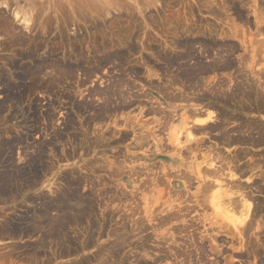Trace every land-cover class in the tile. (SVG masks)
<instances>
[{"label":"rangeland","instance_id":"obj_1","mask_svg":"<svg viewBox=\"0 0 264 264\" xmlns=\"http://www.w3.org/2000/svg\"><path fill=\"white\" fill-rule=\"evenodd\" d=\"M35 1H37L39 6L36 5L37 3ZM136 1L135 0H0V21H1L0 22V29H1L0 30V70L2 69L1 70L2 73L3 72L5 73L4 75L5 81L7 80L12 85H17V86L26 85V87H29V86L32 87V89L30 87L31 89L30 93H27V95L25 96L26 97L24 98L25 101L22 102L23 100L19 101V99H16V97L14 96V93L16 91H13L12 93L11 92L8 93L5 91V89H3L4 88L3 85L0 84V112H2L0 113V142H1L0 145L2 147V143H8L9 146L7 147L5 146L6 148L5 150H7L8 147L9 148L11 147V149H8L6 153L4 152L5 155L3 156V158L0 159V173L2 174L6 172H11V171L12 172H23V171L31 172L32 168H34L33 166H35L34 161L36 160V157L38 154L37 149L38 147H40V145L42 146L44 153H45L44 154L45 159H44L43 166L46 169L44 172H42L43 177H42L41 183L37 187H32L30 189H27V188L22 187L23 185L20 186V188H18L19 191H17V195L14 196L13 200L11 199L6 200L2 198L0 195V225H1L0 229H2L3 226L5 227L6 226L5 224H7L8 222L16 221L17 224L20 222L24 224L27 223L25 219H28L30 216L33 217L34 215L33 211H35L36 209L41 210L44 208L42 206L43 205L42 203L44 201L42 197L53 196L54 195L53 193L57 189L63 187L64 183L62 180L64 176H67L71 179V181L78 183L79 188L81 189L79 190V192H81L80 194L82 196L88 197L85 199L87 200L88 204H90V208L93 205H94L93 207H95V208L92 207L91 209L89 208V217L87 216L88 218L92 217L91 219L93 220L86 218L85 224H80V225L72 224L70 226L71 231L69 230L70 236L72 238L74 237L73 239L76 241L78 245L79 243L86 244V242L88 243V240L90 241L92 240L91 243L94 242V244L92 243L90 245L91 247L88 246L84 250H80L81 252L80 251L72 252V254L66 257L60 256L61 254L59 252H55V251L52 252V250H50L51 252L48 251L49 253H47L46 257L41 258L42 260L40 261H42V263L38 262V264H44V263L45 264H81V262H84L86 260H88V263L91 262L89 264H92V262L93 264H98V263L107 264V262L108 264H111V263L112 264H137L136 262H138V264H147V263L149 264H156V263L157 264H175L174 259L176 256L174 252L181 249V247L183 248V245H184L182 242V237L184 234L179 233V231L176 229L177 226L178 228L180 226L184 227V225H187L188 223H190V220H191V223L193 221V224H195L194 226L195 229L192 228V231H193L192 233L193 235H196L197 239L199 240L201 236L209 237V235L214 234L213 231H205L204 230L205 227L201 223L203 222V220H205L204 216H206L209 219H213L212 218L214 217V215L212 216L213 211H211V209L208 211L207 209L206 211L205 210L203 211L201 207L199 208L197 206L196 207L194 206L195 209H193L194 211L191 212L190 214V216L192 217L189 216L192 219H188L189 220L188 222L186 219L185 220L180 219L169 225H166L165 227L157 225L159 223V218H163V216L167 214L168 210H167V207L164 206V204L168 203L171 197H172L171 200H174V203H173L174 206L176 205L175 206L176 210L178 207L184 206L183 203L186 204L185 202L187 201L188 198L190 200L187 201V205L196 204L195 203L196 199L194 198H196L195 196L197 195H194L193 192L195 191V188L197 187V185H195V188H193L192 191L186 192L184 194L182 193L181 197L183 199L180 197L179 198L180 202L177 201V198L174 195L178 194L177 192L183 189L181 187H175V189H173L171 186L170 187L167 186V185H171L174 182L178 185L183 184L182 180H178L179 178L177 179L174 176L172 177L173 179L170 180L172 173H176V172H169L168 170L165 169V167H169L168 165L170 163H174V162L170 161L169 164L167 163L168 161L165 155L166 152L164 151L172 152L174 150L172 152L173 154L172 158L176 157L177 155L175 152L176 149H173L172 147L174 146L172 140L174 138L175 142L177 143L176 141L177 136L172 135L173 131L175 130V129L173 130L171 129L173 125L172 121L171 123L167 124L163 115L161 116L159 113L157 112L155 113L151 111L154 107L161 104L160 100H162L161 99L162 97L160 96L161 94L160 91L156 89L157 86L163 85V87L165 88L171 85L172 89L177 90V87H180V86L175 85V82L176 80L180 81L177 83L182 82V80H178V78L180 79L179 75L181 76L182 72L185 70V66H183L181 63L180 67H178L180 64L179 63L175 66L170 67L171 69L167 68L166 65H163L164 62L160 59V57H157L158 55L155 54L156 50H151V47H149L151 44L149 40L151 38L155 39V43H160L162 47H164L165 44L172 45L170 42L171 40H173V37H174L173 35L175 34V30H172V28L174 29V25H172L174 23H172V21L178 20L177 18L181 19L184 25L189 26V27L191 26V28H195L194 26L196 25L198 26L201 25L204 27L208 23L210 24L215 23L214 25H217L216 26L217 29L222 28L221 30H224L225 28V32H228V31L230 32V29L232 28V30L236 31L235 35L237 37L235 36L230 39L227 38L225 40L224 38L218 37L219 41L222 43H224L225 41L226 42L228 41L230 44L233 42L236 44L237 42L236 45L238 47L237 49L239 50L235 48L236 52L234 49V51L232 52V57H231V60L233 61L234 66L236 65L237 66L236 67L233 66L232 71L236 72V75L241 74V76L242 75H244V77L246 76V78H248L251 81L253 79L255 81L261 79L259 80L258 83L253 80V82L256 83L255 86H259L260 82H263L261 77L262 75H264V45L262 44L264 41V22H263L264 21V3H263L264 0H244V1L226 0V2L225 0H138L139 4L136 3ZM240 1H242L243 3ZM31 2H32V5H31ZM226 3H230L231 7H233V4L235 6L236 5L239 6V7L236 6V8L239 9V11L240 9H242V12H241L242 17L238 14L236 16V13H234L235 10L231 8L228 12L225 11L227 12V15H229L227 16V19L225 17H220V19H216L211 13H209L210 11L205 7V6L219 7V6H224ZM74 7H76V9H78L80 12H77L76 14V12H74ZM143 8H146L147 10ZM81 9L83 11V14L81 13ZM259 9H260V12H259ZM27 10H28V13H27ZM31 10L33 11L31 12ZM36 10H38V12ZM15 13L16 15L18 13V16H16ZM64 13L66 15H64ZM23 14L28 16V18H26ZM78 14L79 15L81 14L83 16L79 17ZM12 16L14 17L16 21L12 18ZM64 16L68 18L66 19ZM70 16H71L70 18L71 21L69 19ZM11 18L14 21H12ZM22 18H25L24 19L25 21L26 19H29L27 22H29L28 24L30 25V27L27 24V22L23 21ZM133 18L135 19V21ZM239 18L241 19L243 18V19L241 20ZM36 19L37 21H35ZM2 20L4 21V23H2L3 22ZM6 20L8 21V23ZM154 21L156 23H153ZM98 22L108 27L107 31L109 34H107V39L109 36L110 37L113 36L114 38H116V35L118 34V31L116 29H118L119 26L127 28V30L128 29L132 30L135 26L138 25L137 29L139 31L136 29L137 40L135 42L136 46L138 47V51L136 53L128 54L129 58H125V62L123 61L124 62L123 66L120 67L121 69H119V66H117L118 62L117 63L115 62L116 64L109 63L103 66L104 68L101 67V69L96 70V72L94 73L92 72L93 75L91 74L92 76L90 75V77L85 76L86 73H83L82 71L81 72L77 71L73 75V78H72L73 80L67 81L66 83L64 82L65 85L60 84L59 86L58 85L56 86V84H53V78L54 79L56 78L55 76L56 73L53 72L54 70L53 68H51L53 65V67L56 69V67L54 66L55 64H52L54 61H58V59H60L59 61H61L63 59L62 61H65V62L67 61V63H72L75 65H78L82 61L80 64H83L84 66H86L87 64L88 66V62L89 61L91 62V60L93 61L94 57H100L101 55L103 56V55L108 54L106 53V50H105V53H98V54L94 51L95 50L94 42L96 39L94 40L93 35L96 32L95 27L97 26L96 24ZM52 23L54 25L50 26L52 25ZM2 24L7 25V26H4ZM169 24L172 25L173 27L171 28ZM160 27L166 30L165 32L166 34H164L161 31ZM47 29H51L52 31L47 30ZM205 29H209V28L204 27V30ZM8 30H11V31L9 32ZM60 30H61V33H60ZM7 31L9 32V34H7L8 33ZM12 32L15 34L13 35ZM46 33H49L50 35L49 34L47 35ZM19 35L21 38L19 37ZM62 36L65 38H63ZM16 37L19 39L17 40ZM13 38L14 40H12ZM152 39L151 41L154 42ZM33 40L34 41L36 40V41L34 42ZM13 42H15L14 43L15 46L12 45ZM71 42H72L73 48L71 47ZM31 43L32 45H30ZM37 44H39V46ZM34 45H37V48L35 50L36 52L33 51ZM29 46H33V47L30 48ZM6 47L8 48L6 49ZM197 47L198 46H196L195 51H197L198 49ZM11 48H13V50ZM38 48H40L41 50ZM123 48L125 49L127 47H123ZM161 48L159 47L158 50H160ZM166 49H167V52L171 50L167 46L165 47V50ZM109 50L110 49L108 48L107 52ZM175 51H176V54L179 55L181 53H178V52H182V49H177ZM28 53L29 54L32 53V55H34L33 56L34 58L33 59L29 58L30 56ZM199 53L200 55H202V58L205 62H209L210 60H212L210 57H208V54L205 51L199 50ZM213 53L214 55H216L217 52L214 51ZM242 54L243 56L241 58ZM42 57L45 58L46 60L43 59ZM78 58L82 60H79ZM233 58L235 59V61L233 60ZM35 59L36 60L38 59L37 61L39 62L43 60L44 62L42 63L43 64L45 63L44 65H42L44 66L43 67L44 71L42 70L40 75H44V76L46 75L45 76L46 79H42L43 83L39 81L42 83V84H39V86L45 85V84H48L49 86L45 85L46 87L42 86L43 88L41 86L40 88H35L34 86L35 84H32L31 80L18 78V75L20 74V72L22 73V70L18 69V71H16L14 69H11L10 67L12 62L17 63L19 66L21 64H23L21 66H24V65L33 66ZM83 60H85V63ZM46 61H49V63H46ZM163 68L164 70L165 68L166 70L168 69L169 70L166 72L163 70ZM234 68H237V69H234ZM135 70L138 71L139 74ZM93 71H95V69ZM133 71L136 72L137 76L135 75ZM43 72L44 74H42ZM129 73L131 76L129 75ZM132 74L134 77L132 76ZM206 74L207 75L199 74L193 80L195 83L196 82L198 83V81L200 80L199 84H202L200 86L203 89L201 90L202 91L201 94L205 90L206 92H204L203 94L211 96L212 93H211L210 88H211V85L213 86L215 83L214 84L206 83L205 80L212 77L211 74L209 73H206ZM53 75L55 77H53ZM213 75L219 76L218 73L213 74ZM223 75H225V73H222L221 77H223ZM233 75L235 74L233 73ZM13 76H16V77H13ZM49 77L52 80H50ZM119 77H123V78L125 77V78L123 79L124 86L123 84H121L122 86L120 87L122 88L118 87L119 90L122 92V93L120 92L118 97L112 96L113 98L111 97L112 98L111 100V98L108 99V97L106 98L104 97V95L100 94L102 92H105V90L106 92L110 91L111 89L109 90V87L111 88V86H113L112 89H115L117 83L115 84L114 82H116ZM125 80L127 81L125 82ZM73 81L76 83H74ZM188 82H191V81H188ZM70 83H72L73 87L70 86ZM125 84L128 86H126ZM128 87H131V88H128ZM35 89H38V90L41 89V90L39 91L36 90L37 91L36 92ZM4 91L6 93H4ZM129 91L132 93H130ZM125 92L127 93L126 96H125ZM121 94L122 95L124 94L123 97H125L126 99L123 97L121 98ZM8 95L10 96L8 97ZM133 95H136V96H133ZM186 95L188 97H191L193 100L189 104L184 103L186 105L185 106L186 108L182 109L181 111L176 112L178 116L182 115V117H186L185 115H187V117H189L190 113L188 114L187 112L186 114L185 113L186 111L188 110L192 111L197 108L202 109L203 106H205L206 104V101L200 100L201 97L198 98L200 95L190 94V92H188V94ZM105 98L108 100H106ZM120 99L122 100L120 101ZM123 99L125 101L123 103L124 105L121 104V106H119L120 103L123 102ZM110 100L113 102L110 103ZM211 101L216 102L215 99H211ZM54 104H56L57 106ZM218 105L220 106V104ZM2 106L3 108H1ZM118 106L121 108H119ZM183 106L184 105H181V107L180 106L179 107L182 108ZM105 107H108V108H105ZM109 107H111V109ZM114 107L119 108V109H116ZM166 107L167 109H169L168 106ZM104 108L105 110L102 113L101 109H104ZM112 108H114L115 110L114 109L112 110ZM106 109L107 110L109 109L108 113ZM227 112L229 115H233L236 117L245 116V114L237 111V109L236 110L229 109L227 110ZM97 114H101V116L99 115L97 116ZM187 117H186L187 120L185 119V123H192L193 119L192 118H191L192 120L190 119L191 116L189 117V119ZM34 118H37V119H34ZM175 118H178V117L175 116ZM254 119H257V118H254ZM178 121L179 120H177V122ZM262 121L264 122V116H262ZM141 122L143 124L147 123L146 124L147 126L145 125L147 128L143 126ZM185 125L188 126L187 124ZM184 130H180V131L184 132ZM149 131L153 134V135L151 134L152 135L151 137L149 136L150 135ZM146 133L149 134V135L147 134V137L149 136L150 138L146 137L145 135ZM144 136L147 138V140H144L146 139L144 138L142 140V142L145 141L144 143H142L144 145L139 147V145H137V143H139L137 140H139V137H144ZM23 137H25V139ZM1 138H4V139H1ZM178 138L183 139V141H185L184 134L180 135ZM18 139L20 140V143L22 141L21 144L18 142L19 141ZM139 141L141 142V140ZM163 144H165V146L167 145V147H165ZM159 145L161 146V149H159L160 148ZM261 148L264 149L263 147ZM260 152H261L260 150L256 152L254 151L253 157L249 156L250 158L246 159V164L249 163L250 161H251L250 163H253L252 159L257 157L256 156L257 154H261ZM198 154L199 153L195 155L197 157L195 156L193 157L196 164L203 162V159L201 156L202 154L201 155L200 154L198 155ZM256 159H259V158H256ZM261 165L259 166V169L256 168V171L252 172L253 175L252 173L248 175V177L252 175L250 179L248 177L243 179L242 177V180H241L243 182L246 181L245 183L246 185H248L245 192L246 194L249 193V197H248L249 200L251 198L254 199V200L251 199L252 203L254 202L257 203V201L262 202V200L264 201V194L262 195V193L256 192V188H255L256 181L259 182L260 180V177H259L260 174L262 175V173H264L262 172L264 170V163H262ZM204 167H206V164L205 166H203V168ZM116 169L121 170V172L119 170L120 174L116 171ZM122 170L124 173L122 172ZM227 171L225 170V172L229 174V171L228 172ZM137 172L138 174L140 172V175H138ZM168 172L171 173V175ZM225 172L224 174H226ZM166 174L168 176L170 175L169 178L168 176L166 177ZM76 176L77 177L80 176V177L76 179ZM152 178L154 179L159 178V180L161 178L162 183L158 181L157 183L153 184L151 182ZM168 179L170 181H168ZM166 181L169 183L167 184ZM249 182L250 184H253V185H249L248 184ZM135 185H138L139 187L136 188ZM145 185L149 186L147 191L145 190L146 189ZM249 186H250V189L253 191L249 189ZM65 188L66 187L64 186L62 189H65ZM142 190H145V191L141 194ZM102 191H106V192H102ZM234 191H239V190L236 189ZM89 192H91L92 195ZM123 192L125 193V195H123L124 194ZM87 194H90V195H87ZM121 195L124 196V198H122ZM126 196L127 198H125ZM236 197H238V195H236ZM145 198L147 199V201L145 200ZM88 199L89 201L91 200L90 202L94 204H91L88 201ZM45 200L48 201L46 198ZM190 201L191 203H188ZM147 202H149V207L146 204ZM178 204L180 206H178ZM148 210L151 213L150 217L149 215H147ZM52 213L54 215L56 214V212H53V211ZM130 216H131V219H130ZM257 216L255 217V219L257 220L256 223L254 224L255 227L253 228V230H251L248 233L249 234L248 238L255 245L258 243L255 247L256 251L255 252L253 251L254 253H252V255L254 254L253 256L252 255L248 256L247 254L249 253H247L246 256L239 258L236 255L240 254L239 252L240 245L238 244V242H236V239H233L231 236H226L224 234L217 235V238L219 239L218 240L219 248L222 246L224 249L223 256L221 259L222 264L226 263V261L228 262V260L233 257V256L231 257V255L233 254L235 255L234 258L232 259L233 264H264V261H263L264 260V254H263L264 249L263 251H261L262 242L261 241L257 242L258 236L261 237L260 235H262V228H259L260 231L259 229H256L258 227L257 224L259 222H260L259 223L260 225L262 223L264 224L263 222L264 211L263 212L261 211ZM140 218L142 219L144 218L143 220H145V222L144 221L140 222V220H142ZM90 220L92 221L91 224H90ZM103 221H106V222H103ZM135 221H136V224H135ZM138 221L140 222V225L137 224ZM103 224H104V227L106 226L105 229H103L104 228ZM145 224L146 226H144ZM93 225L94 226L98 225V227L97 226L95 227L97 229L91 228V227H94ZM19 226L24 228L25 225L23 226V224H21ZM144 227L146 229H144ZM90 231L92 232L90 233ZM171 234H173L172 237L170 236ZM36 236H33V238L24 236L22 238L15 239L9 236L5 237L3 235H0V238H1L0 239V250H1L0 251V264H14V262L15 264H33V263H26V262H20V261L17 262L15 259H14L15 261L12 260L13 263L11 262V260H9L8 262L6 258H4L3 256L6 255L8 251L10 252L12 250L10 249V248H13L12 245L17 244L18 246V245H22L25 243L29 244L32 241H36L39 238L38 236L37 237ZM143 238L144 239L146 238L145 241L142 240ZM260 239H262V237ZM207 240L208 239L205 238L203 241H201V243L205 244L208 248L207 250L210 251L209 246L211 245V243L209 241L207 242ZM123 242H125V244ZM215 243L213 242V244ZM253 243L252 245H254ZM118 244L119 245L123 244V245L119 246ZM111 245L112 246L118 245L119 247L124 248V249H121L118 247L119 249H121V253L119 249L117 250V248H115L114 249L115 252L112 253V251H110L111 248H108V247H112ZM258 246L260 248H257ZM232 247H235L236 250ZM53 250H55V248H53ZM257 250L258 252L261 251L260 254L257 252ZM108 251L109 253H107ZM243 252L244 250L241 252V254L245 253ZM170 253L172 254V257L174 256V258L171 257ZM208 253L210 254L209 260L216 259L213 252L212 253L208 252ZM111 254H114V255L112 256ZM164 254L169 255V256L166 255L168 260L166 258H163ZM255 254H258V255H255ZM227 256H230V258ZM107 257L109 258L108 260H111V261H107L106 259ZM168 257L171 258L170 261L172 262L169 261ZM216 257L219 258L220 255ZM90 258H92V260ZM135 258H137V260H135ZM105 259L107 262L105 261ZM140 259L142 263H139ZM181 259L182 258L179 259L178 264L180 263Z\"/></svg>","mask_w":264,"mask_h":264},{"label":"bare ground","instance_id":"obj_2","mask_svg":"<svg viewBox=\"0 0 264 264\" xmlns=\"http://www.w3.org/2000/svg\"><path fill=\"white\" fill-rule=\"evenodd\" d=\"M136 1V0H135ZM229 1V0H228ZM244 1V0H242ZM240 1V2H242ZM37 3V1H35ZM139 1L137 0L136 3H138ZM226 2V0H225ZM239 2V1H238ZM16 3V1H15ZM42 3V2H41ZM71 3V2H70ZM212 3V2H211ZM210 3V4H211ZM232 3V2H230ZM230 3H226L224 6H215V7H211V6H205L209 11V13H211L216 19H220V17H225L227 19V12L232 8L234 9V13L240 15L242 17V9H237L236 6L233 4V7H231ZM234 3V2H233ZM243 3V2H242ZM264 3V2H263ZM118 4V3H117ZM139 4V3H138ZM142 4V3H141ZM236 4V3H235ZM239 4V3H238ZM32 5V2H31ZM38 5V3L36 4ZM77 5V4H76ZM119 5V4H118ZM206 5V4H205ZM243 5V4H242ZM3 6V5H2ZM30 6V5H29ZM39 6V5H38ZM37 6V7H38ZM78 6V5H77ZM90 6V5H89ZM98 6V5H97ZM174 6V5H173ZM241 6V5H240ZM43 7V6H42ZM112 7V6H111ZM143 7V5H142ZM202 7V6H201ZM239 7V6H237ZM263 7V6H262ZM46 8V7H45ZM72 8V7H71ZM243 8V7H241ZM76 7H74V12H80L78 9H76ZM80 9V8H79ZM141 9V8H140ZM146 9V8H143ZM18 10V9H17ZM78 10V11H77ZM129 10V9H128ZM147 10V9H146ZM20 11V10H19ZM26 11V10H25ZM24 11V12H25ZM33 10H31L32 12ZM38 12V10H36ZM45 11V9H44ZM65 11V10H63ZM133 11V10H132ZM178 11V10H177ZM193 11V10H192ZM227 11V12H225ZM67 12V11H66ZM65 12V13H66ZM144 12V11H143ZM232 12V11H231ZM260 12V9H259ZM19 13V12H18ZM18 13L16 16H18ZM28 13V10H27ZM34 13V12H33ZM63 13V12H62ZM64 13V15H66ZM81 13L83 14V11L81 9ZM233 13V12H232ZM14 14V13H13ZM12 14V15H13ZM26 14V13H25ZM31 14V13H30ZM38 14V13H37ZM75 14V15H76ZM123 14V13H122ZM155 14V13H154ZM261 14V13H260ZM24 15V14H23ZM22 15V16H23ZM40 15V14H39ZM38 15V16H39ZM43 15V14H41ZM62 15V14H61ZM88 15V14H87ZM151 15V14H150ZM235 15V14H234ZM21 16V15H20ZM26 18H28V16L24 15ZM35 16V15H34ZM68 16V15H67ZM78 16H83V15H79ZM89 16V15H88ZM95 16V15H94ZM104 16V15H103ZM135 16V15H134ZM133 16V17H134ZM212 16V17H213ZM41 17V16H40ZM65 17V16H64ZM74 17V16H73ZM85 17V16H84ZM180 17V16H178ZM10 18V17H9ZM12 18L14 19V17L12 16ZM11 18V20H12ZM19 18V17H18ZM42 18V17H41ZM66 18V17H65ZM68 18V17H67ZM66 18V19H67ZM71 18V16L69 17V19ZM75 18V17H74ZM82 18V17H81ZM80 18V19H81ZM177 18V17H176ZM23 21H25V18H22ZM35 19V17H34ZM64 19V18H63ZM96 19V18H95ZM134 19V18H133ZM178 20L172 21V25H174V29L172 28L173 26L169 24V26H171L172 30H175V34L173 35V40H171V44L172 45H164V47H162V45L160 43H155V39H152L154 42L151 41V39L149 40L151 42L150 46L151 50H156L155 54H157V57H160V59L164 62L163 65H166L167 68H170L172 66H175L177 64H179L178 67H180L181 63L183 66H185V70L182 72L181 76L179 75L180 79L178 78V80H182V82L184 83H177L180 81L175 82V85H179L180 87H177L176 89H172V86L170 85L169 87H163V85H156L157 86V90L160 91V96L162 97L160 100L161 104H159L158 106L154 107V111L152 109L151 112H157L159 113L161 116L163 115L164 119L166 120L167 124L171 123L172 124L175 123L177 120H182L183 124L181 125V123H179L177 126H174L175 130L173 131L172 135L177 136V143L175 142L174 138H173V145L172 146L173 149H176V158H182V153H186L185 156L189 157V156H194V154L197 152L202 156L203 162L196 164L193 166H191V164L187 165V167L185 169H180V167H184L185 165V161L184 159H181L182 161H178L179 159H175L174 158H169V154H172V152H166V158L170 159V161H173L174 163H170L168 167H165L166 170H168L169 172H172V170H177L178 171H174L176 173H172V176L170 178V180H172L173 176L175 178H179L178 180H182L183 184L182 185H178L175 182L172 183L171 185H167V186H171L173 189H175V187H181L183 190L177 192L178 194H175L174 196H176L177 201L180 202V197L181 194L186 193V192H190L192 191L193 188H195V185H197V187L195 188V191L193 192L196 199L194 205H187V201L190 200L189 198L187 199V201L185 202L186 204L183 203L184 206L178 207L177 210L175 209L174 206V200H171L172 197L170 198V201L168 203H165L164 206L167 207V214L165 216H163V218H159V223L157 225L159 226H166L169 225L175 221H178L180 219H186L187 222L189 221L188 219H192L190 217L191 212H193L195 209V207H201L203 209V211L207 209L212 212V216L214 215V217H212L213 219H209L206 216H204L203 222H201L204 227H205V231H213L214 234L209 235V237L206 236H201L200 240L197 239L196 235H193V231L192 228L195 229V224H193V221L191 223H188L187 225H184V227L180 226L178 228L177 226V230L179 231V233L184 234L182 237V242H183V248L181 247V249L177 250L175 253V264L179 262V259H181L180 263L181 264H222L221 263V259L223 256V247L221 246L219 248V243H218V238L217 235L220 234H224L226 236H231L233 239H236V242H238V244L240 245V249L239 252L240 254L236 255L239 258L246 256L247 254L248 256H251L252 253H254L256 250V245L258 244H254L249 238V232L251 230H253V228L255 227L254 224L256 223V219L255 217L262 211H264V201L262 200V202L257 201V203H252L253 198H251L249 200V193L246 194L245 190L247 189L246 185V181L243 182V179L248 177V175H250L252 172L256 171V168L259 169V166L264 163V149H262L261 147L264 148V122L262 121V116H264V75H262V81L260 82L259 86H255V82H259V80L254 81L253 80H249L248 78H246V76L244 77V75L241 76V74L236 75V72H233V61L231 60L232 57V52L234 51V49L238 48L237 47V42L236 44L234 43H229L228 41L222 43L219 41L218 37L227 39V38H232L235 37V33L236 31L232 30V28L230 29V32H225V28L224 30L221 29H217L216 26L214 25L215 23H208L207 25H205V28H209V29H205L204 27L201 25H196L194 26L195 28H191V26H186L184 25V23L181 21V19L177 18ZM224 19V18H223ZM222 19V20H223ZM225 19V20H226ZM241 19V18H239ZM243 19V18H242ZM241 19V20H242ZM15 20V19H14ZM12 20V21H14ZM29 19H26L25 22H27ZM86 20V19H85ZM150 20V19H149ZM3 21V20H2ZM7 21V20H6ZM16 21V20H15ZM18 21V20H17ZM37 21V19L35 20ZM69 21V20H68ZM71 21V19H70ZM87 21V20H86ZM98 21V20H97ZM135 21V19H134ZM161 21V20H160ZM204 21V20H203ZM1 22V21H0ZM59 22V21H58ZM65 22V21H64ZM85 22V21H84ZM96 22V21H95ZM133 22V21H132ZM225 22V21H224ZM264 22V21H263ZM4 23V21L2 22ZM8 23V21H7ZM6 23V24H7ZM24 23V22H23ZM29 22H27L28 24ZM66 23V22H65ZM153 23H156L155 21ZM158 23V22H157ZM11 24V23H10ZM22 24V23H21ZM25 24V23H24ZM35 24V23H34ZM115 24V23H113ZM138 24V23H137ZM136 24V25H137ZM4 25V24H2ZM1 25V26H2ZM16 25V24H15ZM29 25V24H28ZM48 25V23H47ZM46 25V26H47ZM54 24L52 23L53 26ZM97 26L95 27L96 32L94 33V40H95V44H94V48H95V52L98 53H105L106 50V55H101L100 57H94L93 61L91 60V62H88V66L86 64V66H84L83 64H72V63H67V61H59L60 59H58V61H54L52 64H55L54 66L56 67V69L53 67V72L56 73V78H53V84H56V86L60 85V84H64V82L66 83L67 81H72L73 79V75L75 72L79 71V72H83L86 73L85 76L90 77V75L92 74V72H96V70L101 69V67L109 64V63H117V66H119V69H121L120 67L123 66V63L125 62V58H129L128 54L130 53H136L138 51V47L136 46L135 42L137 40V34H136V29L137 26H135L132 30L124 27H118V29H116L118 31V34L116 35V38L112 37H108L107 39V26L103 25L101 23H97ZM7 26V25H4ZM9 26V25H8ZM11 26V25H10ZM22 26V25H21ZM61 26V25H60ZM117 26V25H116ZM132 26V25H131ZM30 27V25H29ZM48 27V26H47ZM15 28V27H14ZM17 28V27H16ZM49 28V27H48ZM54 28V27H52ZM59 28V27H58ZM61 28V27H60ZM70 28V27H69ZM111 28V26H110ZM154 28V27H153ZM161 28V27H160ZM9 29V28H8ZM28 29V28H27ZM169 29V28H168ZM1 30V29H0ZM15 30V29H14ZM47 30H51V29H47ZM94 30V29H93ZM138 30V29H137ZM159 30V28H158ZM170 30V29H169ZM6 31V30H5ZM9 32L11 30H8ZM7 31V32H8ZM16 31V30H15ZM22 31V30H21ZM27 31V30H26ZM52 31V30H51ZM139 31V30H138ZM137 31V33H138ZM161 31L166 34V30L164 28H161ZM9 32L7 34H9ZM14 32V31H13ZM12 32V33H13ZM33 32V31H32ZM19 33V32H18ZM17 33V34H18ZM27 33V32H26ZM61 33V30H60ZM15 33H13L14 35ZM28 34V33H27ZM47 35L49 33H46ZM71 34V33H70ZM113 34V33H112ZM11 35V34H10ZM30 35V34H29ZM46 35V36H47ZM50 35V34H49ZM52 35V34H51ZM62 35V34H61ZM65 35V34H64ZM63 35V36H64ZM147 35V33H146ZM149 35V34H148ZM168 35V34H167ZM238 35V34H237ZM31 36V35H30ZM62 36V37H63ZM163 36V35H162ZM9 37V36H8ZM20 37V35H19ZM36 37V35H35ZM40 37V36H39ZM61 37V38H62ZM139 37V36H138ZM217 37V38H216ZM237 37V36H236ZM17 38V37H16ZM21 38V37H20ZM25 38V37H24ZM23 38V39H24ZM65 38V37H63ZM171 38V37H170ZM19 38H17L18 40ZM116 39V40H115ZM148 39V38H147ZM228 39V40H229ZM14 40V38L12 39ZM32 40V39H31ZM62 40V39H61ZM34 41V40H33ZM36 41V40H35ZM34 41V42H35ZM63 41V40H62ZM170 41V40H169ZM230 41V40H229ZM16 42V41H15ZM12 45H14V43ZM20 42V41H18ZM80 42V41H79ZM232 42V41H231ZM12 43V42H11ZM67 43V42H66ZM65 43V44H66ZM18 44V43H16ZM23 44V43H22ZM20 44V45H22ZM35 44V43H34ZM264 45V41L262 43ZM6 45V44H4ZM11 45V46H12ZM25 45V44H24ZM28 45V44H26ZM32 45V43L30 44ZM39 46V44H37ZM37 45H34V52H36V48ZM63 45V44H62ZM79 45V44H78ZM148 45V44H147ZM236 45V47H235ZM15 46V45H14ZM84 46V45H82ZM170 48L171 50L169 52H167V49L165 50V47ZM173 46V47H171ZM196 46H198L197 51H195ZM30 48H32L33 46H29ZM71 47L73 48L72 42H71ZM123 47H127V48H123ZM148 47V49H149ZM161 48L160 50H158V48ZM5 48V47H4ZM8 47H6L7 49ZM82 48V47H81ZM91 48V47H90ZM93 48V47H92ZM110 49L107 52V49ZM123 48V49H122ZM176 48V49H175ZM13 50V48H11ZM40 49V48H38ZM80 49V48H79ZM177 49H182V52H178L181 53L179 55L176 54ZM235 49V52H236ZM29 50V49H27ZM41 50V49H40ZM39 50V51H40ZM43 50V49H42ZM199 50L205 51L208 54V57H210L212 60H210L209 62H205L202 58V55H200ZM239 50V49H237ZM241 50V49H240ZM17 51V50H16ZM19 51V50H18ZM23 51V50H22ZM32 51V52H33ZM51 51V50H50ZM81 51V50H80ZM214 51H216V55H214ZM21 52V51H20ZM26 52V51H25ZM53 52V51H52ZM94 52V53H95ZM153 52V51H151ZM24 53V52H22ZM39 53V52H38ZM69 53V52H68ZM85 53V52H84ZM93 53V54H94ZM26 54V53H25ZM29 54V53H28ZM95 54V55H97ZM79 55V54H78ZM83 55V54H82ZM214 55V56H213ZM24 56V55H23ZM29 58L33 59L34 55H32V53L29 54ZM51 56V55H50ZM127 56V57H126ZM207 56V55H206ZM243 54L241 55L242 58ZM53 57V56H52ZM67 57V56H66ZM81 57V56H80ZM79 57V58H80ZM86 57V56H85ZM23 58V57H22ZM26 58V57H24ZM28 58V57H27ZM39 58V57H38ZM43 58V57H42ZM78 58V59H79ZM13 59V58H12ZM41 59V58H40ZM45 59V58H43ZM51 59V58H50ZM54 59V58H52ZM67 59V58H66ZM74 59V58H72ZM91 59V58H90ZM144 59V58H143ZM38 60V59H37ZM35 59L34 65L33 66H21L23 64H21L20 66L15 63L12 62L11 63V69H14L16 71L22 70V73L20 72V74L18 75L19 79H29L31 80L32 84H35V88H40V86H44L46 87L48 84L45 85H40L42 84L43 80L42 79H46V75H40V73L42 72V70L44 71L42 65H44L42 62H44L43 60H41L40 62L37 61ZM46 60V59H45ZM56 60V59H55ZM69 60V59H68ZM82 60V59H79ZM152 60V59H151ZM233 60L235 61V59L233 58ZM20 61V60H19ZM52 61V60H51ZM85 63V60H83ZM124 61V62H123ZM183 61V62H181ZM4 62V61H3ZM9 62V61H8ZM127 62V61H126ZM148 62V61H147ZM146 62V63H147ZM192 62V63H191ZM10 63V62H9ZM46 63H49V61H46ZM95 63V64H94ZM115 63V64H116ZM149 63V62H148ZM236 63V62H235ZM6 64V63H5ZM139 64V63H138ZM237 64V63H236ZM10 65V64H8ZM125 65V64H124ZM157 65V64H156ZM126 66V65H125ZM150 66V65H149ZM182 66V67H183ZM237 66V65H236ZM234 66V67H236ZM2 68V67H1ZM104 68V67H103ZM136 68V67H135ZM138 68V67H137ZM95 69V71H93ZM130 69V68H129ZM139 69V68H138ZM171 69V68H170ZM237 69V68H234ZM2 70V69H1ZM0 70V84L3 85V89H5L6 92L8 93H12L13 91H16L14 93V96L16 97V99H19V101L24 102L26 98L25 96L27 95V93H30V90L32 89L31 86L26 87V85H12L10 82H8L7 80L5 81L4 75L2 71ZM161 70V69H160ZM164 70V68H163ZM162 70V71H163ZM169 70V69H168ZM165 70L164 71H168ZM263 70V69H262ZM6 71V70H5ZM123 71V70H122ZM136 71V70H135ZM178 71V70H177ZM239 71V69H238ZM134 72V71H133ZM132 72V73H133ZM138 72V71H136ZM136 72L135 75H136ZM170 72V71H169ZM233 72L235 75H233ZM242 72V71H240ZM54 73V74H55ZM99 73V72H98ZM142 73V72H141ZM209 73L212 75V77H210L209 79L205 80L206 83L208 84H214L213 86L211 85V96L209 95H205L203 94L204 92H206L204 90V92L201 94V90H203L201 88L198 83L194 82V78L199 75V74H205ZM219 74V76H215L213 74ZM225 73V75H223V77H221V74ZM263 73V71H262ZM8 74V73H7ZM44 74V72L42 73ZM52 74V73H51ZM139 74V72H138ZM164 74V73H163ZM177 74V73H176ZM93 75V74H92ZM91 75V76H92ZM95 75V74H94ZM130 75V73H129ZM8 76V75H7ZM17 76V75H16ZM13 76V77H16ZM49 76V75H48ZM53 75V77H55ZM131 76V75H130ZM133 76V74H132ZM137 76V75H136ZM177 76V75H176ZM214 76V77H213ZM114 77V76H113ZM134 77V76H133ZM150 77V76H149ZM7 78V77H6ZM17 78V79H18ZM52 78V77H51ZM125 78V77H124ZM123 77H119L117 79L116 82H114L116 84L115 89H112L113 86H111V88L109 87L108 92H102L100 93L101 95H104V97H108V99H110L112 96H117L120 94V90L118 87L122 86L121 84L124 83V79ZM176 78V79H177ZM198 78V77H197ZM8 79V78H7ZM41 79V80H40ZM50 79V77H49ZM90 79V78H89ZM52 80V79H50ZM173 80V79H172ZM24 81V80H23ZM41 81V82H39ZM49 81V80H48ZM47 81V82H48ZM127 80H125L126 82ZM133 81V80H132ZM164 81V80H163ZM175 81V80H174ZM173 81V82H174ZM191 81V82H188ZM52 82V81H50ZM74 82V81H73ZM82 82V81H81ZM76 83V82H74ZM189 83V84H188ZM201 83V82H200ZM21 84V83H19ZM26 84V83H25ZM81 84V83H80ZM31 85V84H30ZM65 85V84H64ZM126 85V84H125ZM153 85V84H151ZM33 86V88H34ZM49 86V85H48ZM70 86L73 87L72 83H70ZM109 86V85H108ZM124 86V84H123ZM128 86V85H126ZM31 87V89H30ZM69 87V86H68ZM135 87V86H134ZM153 87V86H152ZM207 87V86H206ZM209 87V86H208ZM43 88V87H42ZM49 88V87H48ZM122 88V87H120ZM127 88V87H126ZM125 88V89H126ZM131 88V87H128ZM176 88V87H175ZM124 89V88H123ZM34 90V89H33ZM39 91L41 89H35V91ZM46 90V89H45ZM49 90V89H48ZM54 90V89H53ZM103 90V89H102ZM108 90V89H107ZM128 90V89H127ZM173 90V91H172ZM209 90V91H210ZM4 91V93H6ZM36 91V92H37ZM99 91V90H98ZM124 91V90H123ZM131 91V90H130ZM129 91V92H130ZM133 91V90H132ZM53 92V91H52ZM63 92V91H62ZM127 92V91H126ZM125 92V96L126 93ZM188 92H190V94H197L200 95L198 98L201 97L200 100L202 101H206L205 106H203L202 109H198L199 111L201 110V112L195 110L196 112L193 111V113H198L201 115H194L192 113V111L190 113H192V115H190V119L192 120V123H185V119L187 117V115H185L186 117H182V115L178 116L176 114V112L181 111L182 108H180V104L181 103H190L193 99L191 97H188L186 94H188ZM3 93V92H2ZM122 93V92H121ZM132 93V92H130ZM209 94V93H208ZM7 95V94H5ZM100 95V96H101ZM124 95V94H123ZM123 95L121 94V98L123 97ZM10 95H8L9 97ZM12 96V95H11ZM31 96V95H30ZM136 96V95H133ZM141 96V95H140ZM70 97V96H69ZM112 97V98H113ZM32 98V97H30ZM29 98V99H30ZM105 98V99H106ZM111 98V100H112ZM125 98V97H123ZM7 99V98H6ZM103 99V98H102ZM106 99V100H108ZM126 99V98H125ZM158 99V98H157ZM195 99V98H194ZM211 99H215L216 102L211 101ZM5 100V98H4ZM9 100V98H8ZM32 100V99H31ZM105 100V101H106ZM110 100V103H112L113 101ZM118 100V99H117ZM122 99H120L121 101ZM197 100V99H196ZM136 101V100H135ZM218 101V102H217ZM82 102V101H81ZM125 101L123 99V102L120 103L119 106H121V104H123ZM131 102V101H130ZM138 102V101H137ZM194 102V101H193ZM200 102V101H199ZM9 103V102H8ZM67 103V102H66ZM89 103V102H88ZM109 103V104H110ZM129 103V102H128ZM132 103V102H131ZM192 104V103H191ZM220 104V106L218 105ZM3 105V104H2ZM5 105V104H4ZM21 105V103H20ZM56 105V104H54ZM75 105V104H74ZM108 105V104H107ZM124 105V104H123ZM142 105V104H141ZM57 106V105H56ZM85 106V105H84ZM91 106V104H90ZM89 106V107H90ZM110 106V105H109ZM112 106V104H111ZM118 106V107H119ZM154 106V105H153ZM165 106V107H164ZM169 109H167V107ZM186 105H184V108ZM59 107V106H58ZM87 107V105H86ZM88 107V108H89ZM117 107V106H116ZM114 107V108H116ZM206 109H205V108ZM3 108V106L1 107ZM81 108V107H80ZM108 108V107H105ZM104 109H101V112H104ZM111 109V107H109ZM112 108V110L114 109ZM121 108V107H119ZM116 108V109H119ZM100 109V108H99ZM229 109H237V111L245 114V116H241V117H236L233 115H229L227 110ZM107 110V109H106ZM115 110V109H114ZM208 110V111H207ZM210 110V111H209ZM109 109L107 110L108 113ZM111 111V110H110ZM189 111V110H188ZM204 111V112H203ZM212 111V112H211ZM27 112V111H26ZM80 112V111H79ZM100 112V111H99ZM2 113V112H0ZM98 113V112H97ZM106 113V114H107ZM187 114V111L185 112ZM33 114V113H32ZM53 114V113H52ZM176 114V115H175ZM189 114V113H188ZM101 116V114H97V116ZM194 115V117H193ZM205 115V116H204ZM39 116V115H38ZM46 116V115H45ZM50 116V115H49ZM70 116V115H69ZM96 116V114H95ZM178 117V118H175ZM31 117V116H30ZM104 117V116H102ZM189 117H187L189 119ZM202 117V118H201ZM204 117V118H203ZM7 118V117H6ZM53 118V117H52ZM101 118V117H99ZM257 118V119H254ZM37 119V118H34ZM41 119V118H40ZM104 119V118H103ZM139 119V117H138ZM261 119V120H260ZM47 120V119H46ZM70 120V119H69ZM98 120V118H97ZM117 120V119H116ZM131 120V119H130ZM128 120V121H130ZM187 120V119H186ZM9 121V120H8ZM35 121V120H34ZM33 121V122H34ZM87 122V121H86ZM148 122V121H146ZM188 122V121H187ZM237 122V123H236ZM40 123V122H39ZM47 123V122H46ZM116 123V122H115ZM128 123V122H127ZM126 123V124H127ZM130 123V122H129ZM142 123V122H141ZM235 123V124H234ZM133 124V123H132ZM147 124V123H146ZM146 124H143V126H145ZM185 124H187L188 126H186ZM147 126V125H146ZM145 126V127H146ZM167 127V126H165ZM178 127V128H176ZM185 130H184V128ZM116 128V127H115ZM118 128V127H117ZM142 128V127H141ZM147 128V127H146ZM99 129V128H98ZM178 129V130H177ZM48 130V129H47ZM91 130V129H90ZM151 130V129H150ZM180 130H184V132L180 131ZM118 131V130H117ZM119 132V131H118ZM150 132V131H149ZM148 132V133H149ZM59 133V132H58ZM57 133V134H58ZM112 133V132H111ZM146 133V137L147 134ZM155 133V132H154ZM184 134V138L185 141H183V139L178 138L180 135ZM152 133L150 132V137L153 135H151ZM22 135V134H21ZM94 135V134H93ZM109 136V135H108ZM147 138H150V137ZM87 137V135H86ZM144 137H139V140H141V142L139 140H137L139 143H137V145H139V147L143 146L144 142H142V140ZM155 137V136H153ZM152 137V138H153ZM25 139V137H23ZM22 138V139H23ZM127 138V137H126ZM144 139V140H147ZM4 139V138H1ZM17 139V138H16ZM21 139V140H22ZM23 139V140H24ZM91 139V138H90ZM89 139V140H90ZM93 139V138H92ZM123 139V138H122ZM8 140V139H7ZM19 140V139H18ZM83 140V139H82ZM88 140V139H87ZM124 140V139H123ZM130 140V139H129ZM149 140V139H148ZM151 140V139H150ZM155 140V139H154ZM182 140V141H180ZM213 140V141H212ZM94 141V140H93ZM96 141V140H95ZM109 141V140H107ZM171 141V142H172ZM20 143V140L18 141ZM85 142V141H84ZM102 142V140H101ZM124 142V141H123ZM122 142V143H123ZM1 143V142H0ZM22 143V141H21ZM20 143V144H21ZM34 143V142H33ZM63 143V142H62ZM17 144V143H16ZM50 144V143H49ZM78 144V143H77ZM103 144V143H102ZM31 145V144H29ZM83 145V144H82ZM136 145V146H137ZM165 146V144H163ZM5 146H9L8 143H2V147L0 145V159L3 158V156L5 155L6 151L8 149H11V147L7 148V150H5ZM54 146V145H53ZM135 146V148H136ZM156 146V145H155ZM160 146V145H159ZM163 146V147H164ZM55 147V146H54ZM53 147V148H54ZM77 147V146H76ZM167 147V145L165 146ZM31 148V147H30ZM57 148V147H56ZM34 149V148H33ZM161 149V146L160 148ZM164 149V148H163ZM171 149V147H170ZM261 151V154H257L253 160V163H247L246 164V159L250 158L249 156L253 157V152L255 151ZM25 150V149H24ZM57 150V149H56ZM38 154L36 157V160L34 161L35 166H33L34 168H32L31 172H6V173H0V195L2 198L4 199H8V200H13L14 196L17 195V191L18 188H20V186L30 189L32 187H37L42 180V172H44L46 169L43 166L44 164V150L42 148V146L40 145V147H38L37 149ZM53 151V150H52ZM87 151V150H86ZM5 152V153H4ZM157 152V151H156ZM159 152V151H158ZM162 152V151H161ZM163 152V153H164ZM9 153V152H8ZM259 153V152H258ZM198 154V155H199ZM168 155V156H167ZM173 155V154H172ZM178 156V157H177ZM184 156V155H183ZM184 156V158H186ZM9 157V156H8ZM197 157V156H195ZM200 158V156H199ZM259 158V159H256ZM10 159V158H8ZM3 161V160H2ZM8 161V160H7ZM46 161V160H45ZM6 162V161H5ZM12 162V161H11ZM242 162V163H241ZM114 163V162H113ZM218 165H216V164ZM33 164V165H34ZM140 164V163H139ZM206 167L203 168V166ZM216 167H215V165ZM112 165V164H111ZM48 166V165H47ZM119 166V165H118ZM166 166V164H165ZM262 166V165H261ZM212 167V168H211ZM6 168V167H5ZM100 168V166H99ZM111 168V167H110ZM48 169V168H47ZM104 169V168H103ZM122 169V168H121ZM120 170V169H119ZM119 170L116 169V171L119 173ZM137 170V169H136ZM225 170L229 171V174H227L225 172ZM140 171V170H139ZM227 171V172H228ZM121 172V170H120ZM123 172V170H122ZM136 172V171H135ZM134 172V173H135ZM168 172V173H169ZM223 172V173H222ZM224 172L226 174H224ZM264 172V170L262 171ZM124 173V172H123ZM142 173V171H141ZM114 174V173H113ZM116 174V173H115ZM120 174V173H119ZM118 174V175H119ZM138 174V172H137ZM171 175V173H169ZM67 175V174H66ZM78 175V174H77ZM140 175V172L139 174ZM142 175V174H141ZM169 175V176H170ZM253 175V173H252ZM251 175V176H252ZM111 176V175H110ZM168 175L166 174V177ZM168 176V178H169ZM250 176V177H251ZM71 177V175H70ZM80 177V176H79ZM76 176V179L79 178ZM115 177V176H113ZM118 177V176H117ZM159 177V175H158ZM165 177V178H166ZM250 177H248L250 179ZM260 180L259 182L256 181L255 183V188H256V192H260L262 193V195L264 194V173H262V175L260 174ZM162 178V177H161ZM159 178L158 179H151V182L157 183L158 181L160 183H162V179ZM255 178V177H254ZM258 178V177H257ZM259 179V178H258ZM47 180V179H46ZM168 179V181H170ZM63 187L65 186V189L59 188L57 189L53 194V196H44L42 197L44 199L43 201V209L38 210L36 209L35 211H33V217H29L28 219H25L27 221V223H18L19 225L23 224V227H20L16 221L14 222H8L7 224H5L6 226L2 229H0V235L3 236H9L11 238H22L24 236L27 237H32L33 236H38L39 238L36 241H32L29 244H22V245H12L13 248L10 252L8 251L6 253V255H4L3 257L6 258V260L9 262V260H16L17 262H26V263H33V264H38V262H41L40 260H42L41 258H44L47 256V253H49L48 251L52 250L55 252H59L60 256H68L70 254H72V252L75 251H80V250H84L86 247H91L90 245L94 242L91 243L90 240H88V243L86 242V244L84 243H79V245L76 243V241L70 236L69 234V230H70V226L72 224L75 225H80V224H85L86 222V218L89 217V208H90V204H88L87 200L85 198H88L86 196H82L79 192V190H81L79 188V184L76 182L71 181V179L67 176L63 177ZM82 181V180H81ZM146 181V180H145ZM167 182V181H166ZM243 182V183H242ZM82 183V182H81ZM108 183V182H107ZM106 183V184H107ZM169 182H167L168 184ZM245 183V184H244ZM105 184V183H104ZM249 185H253L250 184V182L248 183ZM101 186V185H100ZM103 186V184H102ZM142 186V185H141ZM146 186V185H145ZM81 187V185H80ZM106 187V185H105ZM111 187V186H110ZM135 187H139L138 185H135ZM146 191L148 190L149 186L145 187ZM252 188V187H251ZM91 189V188H90ZM96 189V188H95ZM94 189V190H95ZM100 189V188H99ZM238 189L239 191H234ZM250 189V186H249ZM253 189V188H252ZM103 190V189H102ZM142 190L141 194L145 191ZM251 190V189H250ZM122 191V190H121ZM253 191V190H251ZM101 192V190H100ZM102 192H106V191H102ZM241 192V193H239ZM91 194V192H89ZM93 193V192H92ZM117 193V192H116ZM120 193V192H119ZM118 193V195H119ZM124 193V192H123ZM135 193V192H134ZM87 194V195H90ZM122 194V193H121ZM92 195V194H91ZM125 195V193L123 194ZM133 195V194H132ZM236 195H238V197H236ZM251 195V194H250ZM94 196V195H93ZM92 196V197H93ZM113 196V195H112ZM116 196V195H115ZM122 196V195H121ZM120 196V197H121ZM41 198V200H42ZM45 198L48 200L46 201ZM96 198V197H95ZM122 198H124V196H122ZM127 198V196L125 197ZM130 198V197H129ZM132 198V196H131ZM134 198V197H133ZM136 198V197H135ZM182 198V197H181ZM191 198V197H190ZM255 198V197H254ZM117 199V198H116ZM179 199V200H178ZM183 199V198H182ZM118 200V199H117ZM123 200V199H122ZM126 200V199H125ZM145 200L147 201V199L145 198ZM254 200V199H253ZM34 201V199H33ZM89 201V199H88ZM91 201V200H90ZM89 201V202H90ZM116 201V200H114ZM251 201V202H250ZM178 202V203H179ZM91 203V202H90ZM139 203V202H138ZM162 203V202H161ZM182 203V202H181ZM188 203H191L188 202ZM194 203V201H193ZM94 204V203H91ZM140 204V203H139ZM147 206L149 207V202L146 203ZM180 204V203H179ZM178 204V206H180ZM111 205V204H110ZM94 206V205H93ZM91 206V208L93 207ZM195 206V207H194ZM110 207V206H109ZM90 208V209H91ZM95 208V207H93ZM158 208V207H157ZM132 209V208H131ZM137 209V208H136ZM135 209V210H136ZM144 209V208H143ZM197 209V208H196ZM93 210V209H92ZM134 210V209H133ZM138 210V209H137ZM155 210V209H154ZM153 210V211H154ZM53 212H56V214L54 215ZM91 211V210H90ZM95 211V210H94ZM132 211V210H131ZM152 211V212H153ZM133 212V211H132ZM164 212V211H163ZM162 212V213H163ZM185 212V213H184ZM199 212V211H198ZM141 213V212H140ZM214 213V214H213ZM138 214V213H137ZM92 215V214H91ZM115 215V214H114ZM147 215H149V217L151 216L150 211H147ZM154 215V213H153ZM88 216V217H87ZM99 216V215H98ZM142 216V215H141ZM140 216V217H141ZM144 216V214H143ZM142 216V217H143ZM157 216V215H156ZM190 216V217H189ZM160 217V216H159ZM206 217V218H205ZM258 217V216H257ZM92 217L88 218L91 219ZM104 218V217H103ZM102 218V219H103ZM24 219V218H23ZM131 219V216H130ZM133 219V218H132ZM138 219V218H137ZM142 219V218H140ZM144 219V218H143ZM140 220L144 221L145 220ZM157 219V218H155ZM263 219V218H262ZM23 220V221H25ZM93 220V219H91ZM90 220V224L92 223V221ZM9 221V220H8ZM101 221V220H100ZM137 221V220H136ZM135 221V224H136ZM154 221V220H152ZM156 221V220H155ZM260 221V220H259ZM94 222V221H93ZM106 222V221H103ZM123 222V221H122ZM140 222L138 221L137 224L140 225ZM143 222V223H144ZM186 222V223H187ZM264 222V220H263ZM101 223V222H100ZM260 223V222H259ZM257 224V228H262V235H260L262 237V239H260L261 237L258 236L257 238V242H262V249L261 251H263L264 249V224L262 223V227L260 224ZM97 224V223H96ZM202 225V226H203ZM1 226V225H0ZM74 226V225H73ZM94 226V225H93ZM98 227V225H96ZM94 227H91L93 229H97ZM124 226V225H123ZM122 226V227H123ZM126 226V225H125ZM146 226V224L144 225ZM104 227V224H103ZM106 227V226H105ZM105 227L103 229H105ZM203 227V228H204ZM88 228V227H87ZM90 228V230H91ZM125 228V227H124ZM153 228V227H152ZM85 229V227H84ZM126 229V228H125ZM144 229H146L144 227ZM148 229V228H147ZM156 229V227H155ZM160 229V228H159ZM79 230V229H78ZM127 230V229H126ZM142 230V229H141ZM173 230V229H171ZM176 230V231H177ZM71 231V230H70ZM94 231V230H92ZM90 231V233L92 232ZM146 231V230H145ZM155 231V230H154ZM175 231V230H174ZM260 231V229H259ZM75 232V231H74ZM125 232V231H124ZM94 233V232H93ZM111 234V233H110ZM140 234V233H139ZM176 234V233H175ZM261 234V232H260ZM89 235V234H87ZM173 234H171L170 236L172 237ZM36 236V237H37ZM104 236V235H103ZM196 236V237H194ZM4 237V238H5ZM252 237V236H251ZM2 238V239H4ZM8 238V237H7ZM123 238V237H122ZM131 238V237H129ZM128 238V239H129ZM208 239L207 242L209 241L211 243V245L209 246L210 251H208L207 246L205 244H202L201 241H203L204 239ZM1 239V238H0ZM92 239V238H91ZM94 239V238H93ZM146 239V238H145ZM145 239L143 238L142 240L145 241ZM232 239V240H233ZM130 240V239H129ZM141 240V241H142ZM217 240V241H216ZM221 240V239H220ZM78 241V240H77ZM119 241V240H118ZM128 241V240H127ZM213 242H217L215 244H213ZM28 243V242H27ZM122 243V242H121ZM125 244V242H123ZM205 243V242H204ZM252 243L254 245H252ZM261 244V243H260ZM259 244V246H260ZM119 245V244H118ZM115 245L112 247H108L111 248L110 251L115 252L114 249L117 248V250L121 247V245ZM11 246V245H10ZM257 248H260V247ZM9 247V246H7ZM119 247V248H118ZM146 247V245H145ZM152 247V246H151ZM6 248V247H5ZM53 248H55V250H53ZM107 248V249H108ZM150 248V246H149ZM165 248V247H164ZM235 249V247H232ZM104 249V248H103ZM124 249V248H121ZM121 249L120 253H121ZM162 249V248H160ZM173 249V248H172ZM171 249V250H172ZM175 249V248H174ZM109 250V249H108ZM236 250V249H235ZM238 250V249H237ZM244 250V254H241V252ZM1 251V250H0ZM103 251V250H102ZM166 251V250H165ZM254 251V252H253ZM257 252L260 254V252ZM51 252V251H50ZM81 252V251H80ZM105 252V251H104ZM119 252V251H118ZM117 252V253H118ZM168 252V251H167ZM208 252H213L214 256L216 259L214 260H209V256L210 254ZM226 252V251H225ZM79 253V252H78ZM109 253V251L107 252ZM5 254V253H4ZM58 254V253H57ZM56 254V255H57ZM100 254V253H99ZM168 254V253H167ZM166 254V255H167ZM264 254V253H263ZM112 256L114 254H111ZM164 254L163 258L167 259V255L166 256ZM171 257L172 254L170 253ZM220 255V257H216ZM254 255V254H253ZM252 255V256H253ZM258 255V254H255ZM50 256V255H49ZM58 256V255H57ZM95 256V255H94ZM93 256V257H94ZM110 256V257H112ZM233 256V257H232ZM234 254L231 255L232 258L228 260V262L226 261V263L224 264H233L232 259L234 258ZM115 258V257H114ZM169 258V257H168ZM174 258V256L172 257ZM245 258V257H244ZM250 258V257H248ZM92 260V258H90ZM89 259V261H90ZM107 261H111L108 260L109 258H106ZM105 259V261H106ZM113 259V258H112ZM14 260V261H15ZM85 260V259H84ZM128 260V259H127ZM135 260H137V258H135ZM168 260V259H167ZM171 260V258H169V261ZM263 260V258H262ZM6 261V262H7ZM96 261V260H95ZM106 261V262H107ZM264 261V260H263ZM10 262V263H11ZM113 262V261H112ZM155 262V261H154ZM172 262V261H170ZM13 263V262H12ZM91 263V262H89ZM88 260L81 262V264H89ZM110 263V262H109ZM138 264V262H136ZM142 263L141 259L140 262ZM179 263V264H180ZM262 263V262H261ZM15 264V262H14ZM45 264V263H44ZM93 264V262H92ZM99 264V263H98ZM108 264V262H107ZM112 264V263H111ZM149 264V263H147ZM157 264V263H156Z\"/></svg>","mask_w":264,"mask_h":264},{"label":"crops","instance_id":"obj_3","mask_svg":"<svg viewBox=\"0 0 264 264\" xmlns=\"http://www.w3.org/2000/svg\"><path fill=\"white\" fill-rule=\"evenodd\" d=\"M181 105H185V104L181 103V104H180V107H181ZM183 109H184V106H183ZM198 109H199V108L192 110V113H193V111L196 112L195 110L199 111ZM181 110H182V109H181ZM207 111H208V110H207ZM187 112L190 113L191 111H187ZM199 112L202 113L201 110H200ZM199 112L196 113V114H195V113H193V114L197 116V115H200ZM203 112H204V111H203ZM192 113H190V115H192ZM202 114H203V113H202ZM194 115H193V117H194ZM204 116H205V115H204ZM201 118H202V117H201ZM203 118H204V117H203ZM181 119H182V118H181ZM181 119H180L178 122L176 121L175 123H173V125H172V127H171L172 130L175 128L174 126H177L179 123H181V125L183 124V122H182ZM182 154L185 156L186 153H182ZM196 154H197V152L194 154V156H195ZM169 155H170L169 157H171V159H172V154H169ZM183 155H182V158H181V157H180V158H181V159H184V161H185V165H184V167L181 166L180 169H185V168L187 167V165H189V164H191V166H193V167H194V165H196V162H195V160H194V158H193L194 156H192V155L189 156V157L185 156L186 158H184ZM186 155H187V154H186ZM177 157H178V156H177ZM180 158H176V157H175V159H179L178 161H182V160H180ZM167 161H168L167 163L169 164V163H170V159L168 158ZM193 164H194V165H193ZM168 168H169V167H168ZM178 170H179V169H177V170H172V172H174V171H178Z\"/></svg>","mask_w":264,"mask_h":264}]
</instances>
